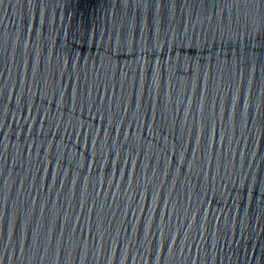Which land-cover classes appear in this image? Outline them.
Here are the masks:
<instances>
[{
	"label": "water",
	"instance_id": "1",
	"mask_svg": "<svg viewBox=\"0 0 264 264\" xmlns=\"http://www.w3.org/2000/svg\"><path fill=\"white\" fill-rule=\"evenodd\" d=\"M0 264H264V0H0Z\"/></svg>",
	"mask_w": 264,
	"mask_h": 264
}]
</instances>
